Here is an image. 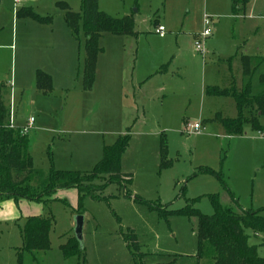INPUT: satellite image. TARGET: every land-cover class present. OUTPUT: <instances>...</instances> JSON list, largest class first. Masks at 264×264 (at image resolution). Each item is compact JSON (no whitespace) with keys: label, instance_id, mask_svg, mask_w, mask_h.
Returning <instances> with one entry per match:
<instances>
[{"label":"rangeland","instance_id":"374dc122","mask_svg":"<svg viewBox=\"0 0 264 264\" xmlns=\"http://www.w3.org/2000/svg\"><path fill=\"white\" fill-rule=\"evenodd\" d=\"M250 2L251 11L236 15L231 0H99L100 10L131 17L137 34L99 37L94 84L86 89L83 24L73 30L66 21V9L80 14L82 0L0 1V83L16 82L10 98L15 123L36 119L27 134L33 166L90 173L104 146L129 133L121 170L132 176L129 184L109 183L97 192L100 198L68 188L47 202L0 201V264H78L60 247L75 236L78 210L84 211L88 264H216L209 244L198 256L197 218L177 210L195 200L201 213L211 215L214 194L233 206L225 184L245 209L264 208V114L245 109L240 134H229L222 122L237 117L235 96L247 84L252 95L264 90V0ZM205 13L218 17L208 21L218 39H206L202 57L194 42ZM156 54L167 70L152 65L150 79L134 87ZM243 54L251 56L249 76L242 72ZM39 70L51 77L47 90L37 86ZM203 79L207 88L226 93L207 92L201 109ZM195 121L204 126L199 134L187 129ZM37 214L54 218L50 248L20 258L21 228ZM243 229L264 258V230ZM129 231L137 236L135 255L125 238Z\"/></svg>","mask_w":264,"mask_h":264},{"label":"trees","instance_id":"16d2710c","mask_svg":"<svg viewBox=\"0 0 264 264\" xmlns=\"http://www.w3.org/2000/svg\"><path fill=\"white\" fill-rule=\"evenodd\" d=\"M1 1V0H0ZM99 0H82L80 14L66 9V21L76 30L81 20L85 34V58L83 64V85L92 89L95 80L96 59L100 48L98 39L105 33L124 36H135L134 21L131 17H114L99 9ZM251 0H231L232 11L236 15L247 13ZM242 72L244 76L252 73L251 56L242 57ZM260 80L264 83V74ZM50 75L39 71L37 82L40 88H50ZM48 85V87H47ZM6 85L0 84V201L7 199H26L30 201L47 202L53 200L52 195L57 191L76 188L80 196L91 195L100 198L97 192L105 189L109 183H131V174L121 170V157L129 145L130 135H119L112 145H105L103 158L94 171L84 173L80 171L52 169L48 173L33 166V159L29 151L27 135L22 136L19 130L7 127L9 107L4 100ZM208 93H226V89L208 87ZM238 115L235 118L222 119L229 134H240L243 131L245 109H255V112L264 114V90L252 95L249 84L235 96ZM255 120V118H254ZM254 126H257L254 122ZM108 176V177H106ZM104 180L102 184L96 181ZM230 194L233 206L221 204L217 194L211 195L214 213L205 215L195 206V200H189L187 205L179 210L190 219L197 218L196 236L198 240V256L204 254L207 244L215 252L216 264H264V258L257 254L256 247L248 243L243 226H251L257 232L264 230V208L258 211L245 209L225 184ZM127 196L130 194L127 192ZM137 199V197H134ZM58 198H56L57 200ZM152 208V204H150ZM84 211L78 210L79 214ZM54 224L52 216L43 214L31 215L21 228L23 245L17 248L22 257L24 252L44 251L50 248V231ZM132 255L139 251L137 236L133 231L125 236ZM61 250L66 260L77 258L78 264H88L86 250L75 236L68 238L62 244Z\"/></svg>","mask_w":264,"mask_h":264},{"label":"built area","instance_id":"2783aa9c","mask_svg":"<svg viewBox=\"0 0 264 264\" xmlns=\"http://www.w3.org/2000/svg\"><path fill=\"white\" fill-rule=\"evenodd\" d=\"M210 18H211V16H209L207 13H205L203 15V29L200 32V34L198 35V38L194 42L196 50L198 52H200V54L202 56H204V54H205V41L211 35V30L209 29V26H208V21ZM157 33L160 36H164L166 34L165 27L162 25H159L157 27ZM34 123H35V117L30 116L24 126L17 125L15 123V119H14V113H13L12 105H10L9 120H8V124H7L8 128L14 129V130L17 129V130H19V132L22 136H25L28 134V131L34 126ZM187 129L192 130L196 134H199L203 131L204 126L202 125V123L200 121H195L194 123H188Z\"/></svg>","mask_w":264,"mask_h":264},{"label":"crops","instance_id":"0c3cea01","mask_svg":"<svg viewBox=\"0 0 264 264\" xmlns=\"http://www.w3.org/2000/svg\"><path fill=\"white\" fill-rule=\"evenodd\" d=\"M252 3L250 2L249 3V5H248V7H247V11H248V9L250 8V11H251V8H252ZM214 9H216L215 7H213ZM253 16H256V15H253ZM219 17H221V16H219ZM211 18L212 19H214V18H218L217 16H211ZM200 34V32H195V37H198V35ZM166 35V34H165ZM165 35L164 36H160L161 38H163V37H165ZM210 36H213L214 38H212V39H215V40H217L218 39V33H217V31L215 30L214 31V33L212 34L211 33V35ZM196 40V39H195ZM211 41V40H210ZM200 53V52H199ZM247 54H243V56H246ZM247 56H249V55H247ZM202 57H204V56H202ZM161 58H163V57H159V54H156L155 55V57L153 58L154 60H150L149 61V63H147L146 64V66H144V68H143V70H142V73L140 72L139 73V75H138V78L137 79H134L133 80V85H134V87H135V85H137V84H141L142 82H145V81H147L148 79H150V76H151V69L153 68L152 67V65L153 66H159V64H160V62H161ZM159 62V63H158ZM161 66L159 67V70H158V72H162V71H166L167 70V64H160ZM154 67V68H157V67ZM39 71H41V70H39ZM38 71V72H39ZM38 72H37V77H38ZM46 74H48L49 75V73H46ZM8 82H9V80H8ZM7 82V83H8ZM50 86H51V77H50ZM5 84L6 85V92H5V94H4V100H5V102H6V104L9 106V104H10V98H11V95H12V87L14 88V92L16 93V89H15V87L17 86L16 85V82L14 83V84H11L10 82L8 83V84H6V83H4V82H1L0 84ZM9 84H10V86H9ZM206 81H205V79H203L202 80V83H201V92H200V94H199V100H200V102H201V109H202V103H203V99H205V97H204V94H207V87H206ZM211 84V83H210ZM12 85V86H11ZM212 85V84H211ZM33 86H34V84H33ZM37 86H38V82H37ZM213 86H216V85H213ZM39 87V86H38ZM47 87H48V85H47ZM40 88V87H39ZM41 89H44V88H41ZM161 89H163V86L162 87H160V90ZM14 96H15V94H14ZM14 100H16V96H15V99ZM11 105V104H10ZM238 109V108H237ZM35 121H36V119H35Z\"/></svg>","mask_w":264,"mask_h":264},{"label":"water","instance_id":"95a60500","mask_svg":"<svg viewBox=\"0 0 264 264\" xmlns=\"http://www.w3.org/2000/svg\"><path fill=\"white\" fill-rule=\"evenodd\" d=\"M75 220V225H74V235L77 241L81 246H83V225H84V216L83 214H77L74 218Z\"/></svg>","mask_w":264,"mask_h":264}]
</instances>
